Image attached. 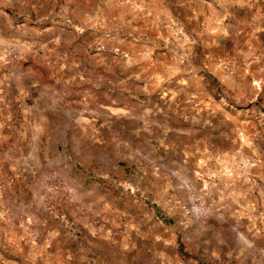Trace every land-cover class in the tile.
Wrapping results in <instances>:
<instances>
[{
    "label": "rangeland",
    "instance_id": "1",
    "mask_svg": "<svg viewBox=\"0 0 264 264\" xmlns=\"http://www.w3.org/2000/svg\"><path fill=\"white\" fill-rule=\"evenodd\" d=\"M0 264H264V0H0Z\"/></svg>",
    "mask_w": 264,
    "mask_h": 264
}]
</instances>
